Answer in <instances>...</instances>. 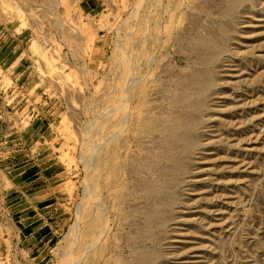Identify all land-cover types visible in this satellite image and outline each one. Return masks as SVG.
<instances>
[{
	"label": "rangeland",
	"instance_id": "rangeland-1",
	"mask_svg": "<svg viewBox=\"0 0 264 264\" xmlns=\"http://www.w3.org/2000/svg\"><path fill=\"white\" fill-rule=\"evenodd\" d=\"M5 93L52 264H264V0H0Z\"/></svg>",
	"mask_w": 264,
	"mask_h": 264
},
{
	"label": "crops",
	"instance_id": "crops-1",
	"mask_svg": "<svg viewBox=\"0 0 264 264\" xmlns=\"http://www.w3.org/2000/svg\"><path fill=\"white\" fill-rule=\"evenodd\" d=\"M7 95L8 93H5L3 100L0 101V146H2V138L4 136L3 131L8 132L10 129L14 128V123H11V120H20V116L17 117L15 115L16 113H9L10 107L7 103L13 102V98L9 99ZM7 99H9V101ZM3 150L4 149H2V151ZM2 155L0 151V157ZM3 166L4 161L0 159V185L3 177ZM17 213L20 214L19 217H17L19 221H17L15 225H10L9 229H7L5 225L2 224V217H4L5 209L0 204V247L1 249H5L7 242L12 244L14 254L9 255V258L11 257L12 259L11 264H52L49 258L51 247L57 235H59L60 229L55 230V227L51 226V224H47L46 221H44V223L42 219H36L33 215L23 219V217H21L22 211L17 210ZM37 216L43 218L40 217V215ZM9 231L12 232L13 235H10Z\"/></svg>",
	"mask_w": 264,
	"mask_h": 264
},
{
	"label": "bare ground",
	"instance_id": "bare-ground-1",
	"mask_svg": "<svg viewBox=\"0 0 264 264\" xmlns=\"http://www.w3.org/2000/svg\"><path fill=\"white\" fill-rule=\"evenodd\" d=\"M201 47V46H200ZM185 95V94H184Z\"/></svg>",
	"mask_w": 264,
	"mask_h": 264
}]
</instances>
